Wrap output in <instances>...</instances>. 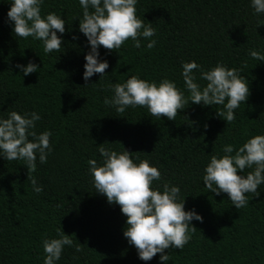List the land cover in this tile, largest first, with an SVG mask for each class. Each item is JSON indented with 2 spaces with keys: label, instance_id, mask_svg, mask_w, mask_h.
Masks as SVG:
<instances>
[{
  "label": "trees",
  "instance_id": "1",
  "mask_svg": "<svg viewBox=\"0 0 264 264\" xmlns=\"http://www.w3.org/2000/svg\"><path fill=\"white\" fill-rule=\"evenodd\" d=\"M11 0H0V118L11 111L36 112L37 133L51 131V152L31 175L43 191L36 193L24 161H7L0 155V264H44L42 240L58 238L57 229L70 235L83 251L65 246L56 264H165L158 253L141 260L124 236L127 217L118 204L95 191L88 161L103 163L98 148L127 149L147 159L161 172V180L179 186V200L203 222L183 249L165 250L167 264H264V184L259 196L246 194L240 209L226 193L216 195L203 182L204 169L213 154L234 152L254 135H264V13H256L251 0H137L136 15L151 23L155 35L140 37L141 47L128 39L120 49H98L109 67L100 78H83L87 37L79 30L83 9L79 0H43L41 14L55 12L65 20L60 52L45 53L43 42L14 34L7 16ZM76 39H73V37ZM155 40L152 49L149 40ZM29 61L39 67L24 76L17 64ZM182 61H195L207 71L217 63L237 69L248 83L249 96L234 110L235 120L217 115L223 106L189 104L175 120L151 116L146 107H128L118 113L105 105L114 95L107 87L130 76L175 82L187 98ZM201 86L200 70H194ZM31 140L32 138L29 137ZM234 152L232 153L234 155ZM252 169L238 174L246 175ZM215 187V185H214Z\"/></svg>",
  "mask_w": 264,
  "mask_h": 264
},
{
  "label": "clouds",
  "instance_id": "2",
  "mask_svg": "<svg viewBox=\"0 0 264 264\" xmlns=\"http://www.w3.org/2000/svg\"><path fill=\"white\" fill-rule=\"evenodd\" d=\"M42 3L43 0H11L7 16L14 24L13 31L17 37H33L42 41L46 54L60 52L62 37L57 33L65 32V20L55 12L42 16ZM79 3L83 9L79 30L90 45V51L85 55V81L97 73L103 77L109 67L106 60L99 59L101 46L109 51L117 50L131 39L133 46L140 48V37L155 35L151 23L145 24L137 17V0H79ZM251 4L256 13H264V0H251ZM155 44L156 41L150 39L147 48L152 49ZM250 55L264 61V55L256 50H251ZM16 67L28 76L39 66L29 61L27 66L17 64ZM182 69L185 86L190 93L187 98L175 82L167 78L157 84L132 75L123 83L107 85L114 95L111 99L105 97L104 104L114 106L118 113H123L130 106L146 107L151 116L169 120H175L178 111L189 102L220 105L223 107L217 110V115L227 124L232 123L234 110L247 100L250 92L240 72L222 63L205 71L195 61H182ZM197 69L200 70V78L207 82L205 86L195 82L194 70ZM40 119L36 112L21 115L14 110L7 118H0V155L7 161L25 162L28 180L36 193L43 191L31 175L36 171L37 154L39 162L44 164L52 150L51 131L37 133L35 130V122ZM222 150L223 156L211 155L204 169L203 182L216 195L226 193L232 205L240 209L249 203L246 194L259 196L258 188L264 184V135L252 136L235 152L231 144L224 145ZM98 151L103 163L98 164L95 159L88 161L95 191L106 196L110 204L120 206L122 214L127 217L123 234L136 248L139 258L149 261L159 253L160 260L167 264L170 256L165 250L183 249L197 230L192 221L203 222V217L194 210H185V198L182 202L179 200V186L165 182L162 191L160 186L153 188V181L161 180V172L147 159L137 156L135 159L139 163H136L127 149L117 152L104 144L99 145ZM238 169L242 172L252 170L240 175ZM57 237L45 236L42 240L44 264H56L65 246L75 247L76 252L83 251L82 244H76L63 230L57 229Z\"/></svg>",
  "mask_w": 264,
  "mask_h": 264
}]
</instances>
